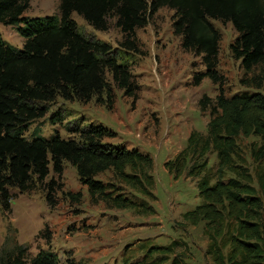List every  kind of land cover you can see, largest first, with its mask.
<instances>
[{"label": "trees", "instance_id": "1", "mask_svg": "<svg viewBox=\"0 0 264 264\" xmlns=\"http://www.w3.org/2000/svg\"><path fill=\"white\" fill-rule=\"evenodd\" d=\"M31 0H0V23L16 26L24 38L17 47L0 32V206L11 211V189L31 190L44 182L52 170L61 176L65 162L76 168L90 200L112 208L133 209L141 215L156 213L148 201L158 196L152 170L154 158L138 147L110 141L117 132L108 126L76 120L66 126L69 137L58 131L45 136L38 126L28 136L33 121L44 117L50 105L61 98L89 102L96 97L112 108L114 90L106 77L111 73L124 95L139 98V84L126 63L118 62V50L109 42L81 32L73 14L80 15L99 31L112 25L125 36L122 45L135 48L136 30L148 25L163 7L174 10L173 30L182 47L201 56L205 71L193 76L199 85L206 77L219 85L215 98L199 100L209 110L207 132L191 131L187 144L165 162L175 179L196 178L201 201L182 213L185 225H203L208 244L205 250L214 264H264V75L248 76L264 67V0H60L59 14L28 16ZM114 19V23H112ZM213 20L232 23L239 33L231 45L233 55L245 70L240 82L254 91L227 96L225 76L218 69L221 32ZM52 120L62 121L61 115ZM72 124V125H71ZM258 136L252 144L254 175L239 150L238 138ZM217 156L216 167L209 155ZM112 171L119 183L99 176ZM47 201L52 204L56 182H47ZM129 189V191H128ZM80 200L82 192H68ZM182 242L150 244L139 260L124 264H164ZM142 244L140 247H145ZM157 254L155 257L154 255ZM28 246L15 244L0 249V264H63L50 250L28 257ZM176 255L170 264H188ZM64 264H78L69 261Z\"/></svg>", "mask_w": 264, "mask_h": 264}, {"label": "rangeland", "instance_id": "2", "mask_svg": "<svg viewBox=\"0 0 264 264\" xmlns=\"http://www.w3.org/2000/svg\"><path fill=\"white\" fill-rule=\"evenodd\" d=\"M60 0H31L28 16L59 14ZM174 10L161 8L147 26L136 30L135 48L122 45L125 36L112 25L107 31H99L89 25L80 15L73 14L81 32L94 36L118 50V62L126 63L139 84V98L132 104V98L119 89L111 73L106 77L114 90L112 108L104 96L102 102L96 97L85 103L67 101L61 98L50 105L48 113L33 121L26 132L30 135L36 126L43 135L50 136L58 131L69 137L66 126L76 120L84 124L101 123L117 132L112 142L125 143L129 148L138 147L148 152L155 161L152 173L156 180L154 192L158 196L152 204L156 213L141 215L133 209L112 208L105 202H92L87 186L79 179L76 168L65 162L61 176L51 172L44 182H38L27 192L11 189V211L5 212L0 206V249L15 244L28 246V256L37 255L42 250L55 252L64 264L73 261L78 264H124L139 260L146 254L150 244L168 245L174 240L182 242L169 255H176L188 264H214L205 253L208 240L203 233V225H185L182 213L193 209L201 199L198 196L197 180L183 175L175 180L165 168L167 159L172 158L185 147L192 130L207 132L209 110L203 111L199 100L204 94L215 98L219 85L208 77L199 85L193 84V76L205 71L201 56L182 47L181 36L173 30ZM112 19V23H114ZM220 30V54L218 69L225 76L223 91L227 96L237 92L254 91L241 84L245 74L241 60L234 57L231 45L239 33L232 23L213 20ZM0 32L9 43L22 47L24 38L16 26L0 23ZM263 74L264 67L258 66L248 76ZM264 92V88L260 89ZM61 115L62 121L52 120ZM72 125V124H71ZM258 136L238 138L239 150L247 159L254 175V185L258 186L252 144H260ZM217 156L209 155V166L216 167ZM99 178L119 183L112 171ZM56 182L52 191V204L47 201V182ZM129 191V189H128ZM68 192H82L80 200L72 199ZM145 247H140L142 244ZM155 257L157 254L154 255Z\"/></svg>", "mask_w": 264, "mask_h": 264}]
</instances>
